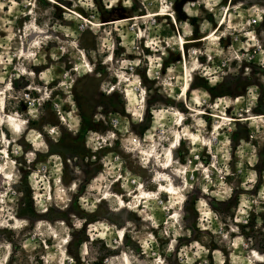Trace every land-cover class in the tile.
Masks as SVG:
<instances>
[{
	"label": "clouds",
	"instance_id": "clouds-1",
	"mask_svg": "<svg viewBox=\"0 0 264 264\" xmlns=\"http://www.w3.org/2000/svg\"><path fill=\"white\" fill-rule=\"evenodd\" d=\"M179 2L0 0V264H211L213 242L218 264H264V223L241 228L264 191L217 211L239 195L229 177L259 182L264 89L253 80L245 96L237 81L256 56L264 71V0ZM78 95L94 121L83 136ZM66 135L87 161L61 148ZM193 224L203 239L182 240Z\"/></svg>",
	"mask_w": 264,
	"mask_h": 264
},
{
	"label": "rangeland",
	"instance_id": "rangeland-1",
	"mask_svg": "<svg viewBox=\"0 0 264 264\" xmlns=\"http://www.w3.org/2000/svg\"><path fill=\"white\" fill-rule=\"evenodd\" d=\"M183 0H180V2L176 5V9L177 7L180 5V3H182ZM226 2V0H225ZM70 6V5H69ZM81 11L85 14V16L87 17V10L86 9H81ZM105 12H107V9L104 10ZM125 11H127L125 9ZM133 11H136L135 8H133ZM208 18L209 21L213 24V27H219L221 30H223L224 28L227 27V23L221 25L219 24V22L216 20L215 17H213L211 14H208ZM185 20H189L192 25L194 26V33L193 36L194 37H200L202 40L204 39L205 36H207L208 34H201L199 32V25L201 23L200 18L198 17H187L186 14H184V16L182 14H180V16L178 17V22L183 23ZM220 20H226V17L221 16ZM109 22V21H108ZM70 23L73 27H75L74 22H68ZM112 23H115V21H112ZM253 27L259 29L261 27H264V25L262 24H256L253 25ZM174 32V27H166L165 30L161 33L162 36L164 37H171L172 34ZM117 39H119V37H117ZM229 43H228V47L232 46V41L231 38H228ZM221 45H224V40H221ZM196 47H201L202 45H195ZM184 49H185V54L187 55V52L189 51V45H184ZM49 54L51 53V51H53V49L50 47L48 50ZM251 51H255L254 49ZM169 52H172L171 49H169ZM172 57L175 58V62L179 63L180 60V53L179 51L176 52H172ZM49 61L51 60V56L49 55L48 57ZM258 60H259V56H256L254 59H252L251 61H245V65L246 67L242 70V71H247V65H251L252 66V74L250 76H248L247 79V83H243L240 81H237V91H240V88L242 87L244 89V95H247V91L248 88L255 86L253 84V80L257 81L260 84V88L264 89V71H262L261 66L258 64ZM169 63H171V59H169L168 61ZM43 68H46L47 65H43ZM35 68V66H34ZM10 70V69H9ZM41 69H36L37 72H39ZM101 71H103V69H100ZM233 79L235 80L236 77L234 76ZM204 86H207L206 83ZM222 87L224 90H229L228 86H220ZM18 90V89H17ZM179 91V90H177ZM33 95H36L35 93ZM56 94H54V98H55ZM219 98V97H218ZM239 96L235 97V99L239 100ZM77 99L79 100V106L81 108V112L84 114V129L82 131V136L86 135L87 130L89 127L93 126L94 121H92L90 119V117L87 115V113L89 111H91L89 105H88V101H87V97L84 95H78ZM115 99L109 101L103 97H101L100 100L97 101V103H104V104H108V103H115ZM122 102V101H121ZM26 104H24L23 102H21L19 108L21 111L26 109ZM114 107V105H113ZM264 107V96H262L256 105V111L259 113V110ZM46 109L49 112H53L54 110L52 109L51 103H49L46 106ZM109 115H112V113H109ZM210 120H214L215 116L209 117ZM37 122H33V125L36 126ZM61 148L63 150H66L67 152H71V153H79L80 155L84 156L85 160L87 161V153L83 150L82 146L80 145V143L74 139H72L70 136H65L64 139L61 141ZM238 151V146L237 149ZM181 155H183V153H181ZM261 157L260 163L258 165H256V169H258V176H259V182L256 184L255 189H245L243 187V180L245 179V176H235V177H229V180L233 181L235 184L238 185V192L239 195H236L234 197V199L231 201V205L230 206H226V207H221L218 208L217 211L221 212V213H232L233 212V208L238 209L239 207V201L241 198V195L243 194H255L256 196L259 195V193L261 191H264V151H261L258 154ZM95 161H93L94 163ZM65 163H67V161H65ZM55 165H53L54 167ZM250 167H253L252 165H245V168L248 169ZM233 171H235V169H233ZM65 175H67V171H65ZM42 194V193H41ZM36 195L37 193L32 192L31 193V200H32V207L28 208L27 206L24 207V209L22 210L21 214H25V212H27L28 214H33L34 213V209H35V199H36ZM198 207V201H196L195 199H193L192 201V211H196ZM198 215V213H197ZM264 223V212H259V213H253L250 217V223L248 225H241V228L245 231H248L249 228H255L256 225ZM192 228L195 229V233L194 236L191 238L188 237H183L181 238L182 240L185 239H191L193 242L195 241H200L203 239V235L204 233L201 232V230H199V228L193 224ZM210 235V234H209ZM211 253L208 256V259L210 260L211 264H218V262L215 259V253L216 251L219 249V245L215 244L214 242L211 244ZM226 251V249H225ZM177 256H179V252H177ZM196 264H200L199 261H196Z\"/></svg>",
	"mask_w": 264,
	"mask_h": 264
},
{
	"label": "water",
	"instance_id": "water-1",
	"mask_svg": "<svg viewBox=\"0 0 264 264\" xmlns=\"http://www.w3.org/2000/svg\"><path fill=\"white\" fill-rule=\"evenodd\" d=\"M179 10H180V5L177 7V12L179 13Z\"/></svg>",
	"mask_w": 264,
	"mask_h": 264
},
{
	"label": "bare ground",
	"instance_id": "bare-ground-1",
	"mask_svg": "<svg viewBox=\"0 0 264 264\" xmlns=\"http://www.w3.org/2000/svg\"><path fill=\"white\" fill-rule=\"evenodd\" d=\"M109 22H111L112 23V21H109ZM184 45H186V44H184ZM184 47V46H183Z\"/></svg>",
	"mask_w": 264,
	"mask_h": 264
}]
</instances>
